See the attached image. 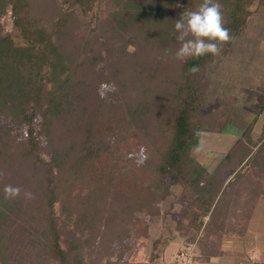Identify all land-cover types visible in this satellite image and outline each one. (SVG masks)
<instances>
[{
    "label": "trees",
    "instance_id": "obj_1",
    "mask_svg": "<svg viewBox=\"0 0 264 264\" xmlns=\"http://www.w3.org/2000/svg\"><path fill=\"white\" fill-rule=\"evenodd\" d=\"M175 2L0 0V264H118L128 259L121 242L149 246L176 185L185 209L171 217L199 250L194 264H219L211 260L224 254V239L246 237L264 199V135L253 139V121L212 173L194 152L196 133H220L235 107L206 111L209 66L231 54L264 0H219L233 40L218 57L184 63L174 58V23L202 0ZM9 8L12 30L3 34ZM16 118L24 133L9 126ZM135 152L144 159H128ZM111 174L127 187L108 204ZM238 181L242 190L230 188ZM8 184L20 197L4 199ZM222 191L230 201L215 211ZM173 239H156L150 262Z\"/></svg>",
    "mask_w": 264,
    "mask_h": 264
},
{
    "label": "rangeland",
    "instance_id": "obj_2",
    "mask_svg": "<svg viewBox=\"0 0 264 264\" xmlns=\"http://www.w3.org/2000/svg\"><path fill=\"white\" fill-rule=\"evenodd\" d=\"M190 2L191 0H176L172 8L178 5L190 6ZM193 4L194 2L191 5ZM8 10L1 20L3 34L12 30L11 9ZM263 39L264 14L252 15L237 38L231 54L220 63H213L209 66L204 100L206 111L231 101L235 102V107L223 131L220 133L203 132L200 147L194 152L208 173H212L217 168L253 121H255L252 129L253 139L257 141L264 135V43L261 41ZM101 90L103 96L107 97L106 86H102ZM40 119L37 117L36 123H40ZM9 126H14L19 133L25 132V127L20 125L17 118L15 122L9 123ZM133 157L144 159L142 154L136 152L128 159H133ZM153 162L155 161L152 160ZM106 179L105 187L112 192L110 202L107 203L111 204L113 200L122 195L127 185L123 188L121 184H115L113 174ZM242 184L243 182L238 181L230 188L242 190ZM181 194V186L176 185L173 187V194L161 204L159 216L151 223L149 246L128 250L125 246L128 240L118 244L119 249H123L128 257L118 264H194V257L199 254V250L196 245L185 243L183 234L175 228L176 220L171 217L172 214L185 209L181 204ZM231 195L232 192L224 194L222 191L216 200L218 205L215 211H226L225 208ZM219 198L220 201H218ZM57 215L59 216V211ZM125 234L121 236L125 237ZM169 234L174 235V239L164 246L162 254L155 263L150 262L147 256L153 242L159 237L166 238ZM222 248L224 254L213 258L212 263L264 264V199L261 198L256 206L246 237L244 239H224Z\"/></svg>",
    "mask_w": 264,
    "mask_h": 264
},
{
    "label": "clouds",
    "instance_id": "obj_3",
    "mask_svg": "<svg viewBox=\"0 0 264 264\" xmlns=\"http://www.w3.org/2000/svg\"><path fill=\"white\" fill-rule=\"evenodd\" d=\"M222 5L219 0H202V3L193 10L183 11L180 18L174 23L173 34L180 46L175 51V60L184 63L189 59H199L206 55L218 57L223 46L233 40L231 30L225 26ZM199 67L188 69L189 74L195 75ZM202 133L197 132L199 136ZM4 199L15 200L20 197L22 189L11 184L5 185ZM24 199H34L33 193L24 191Z\"/></svg>",
    "mask_w": 264,
    "mask_h": 264
},
{
    "label": "crops",
    "instance_id": "obj_4",
    "mask_svg": "<svg viewBox=\"0 0 264 264\" xmlns=\"http://www.w3.org/2000/svg\"><path fill=\"white\" fill-rule=\"evenodd\" d=\"M261 41H263V43H264V39L263 40H261ZM263 56V55H262ZM261 63H262V61H261Z\"/></svg>",
    "mask_w": 264,
    "mask_h": 264
},
{
    "label": "built area",
    "instance_id": "obj_5",
    "mask_svg": "<svg viewBox=\"0 0 264 264\" xmlns=\"http://www.w3.org/2000/svg\"><path fill=\"white\" fill-rule=\"evenodd\" d=\"M181 264V263H180Z\"/></svg>",
    "mask_w": 264,
    "mask_h": 264
}]
</instances>
